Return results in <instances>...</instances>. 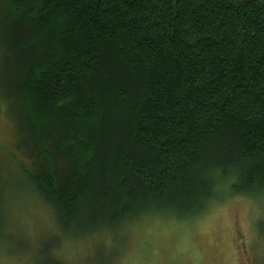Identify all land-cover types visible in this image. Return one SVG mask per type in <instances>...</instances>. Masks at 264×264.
<instances>
[{
  "label": "trees",
  "instance_id": "obj_1",
  "mask_svg": "<svg viewBox=\"0 0 264 264\" xmlns=\"http://www.w3.org/2000/svg\"><path fill=\"white\" fill-rule=\"evenodd\" d=\"M0 98L63 239L264 199V0H0Z\"/></svg>",
  "mask_w": 264,
  "mask_h": 264
},
{
  "label": "rangeland",
  "instance_id": "obj_2",
  "mask_svg": "<svg viewBox=\"0 0 264 264\" xmlns=\"http://www.w3.org/2000/svg\"><path fill=\"white\" fill-rule=\"evenodd\" d=\"M4 107L0 98V192L8 229L1 232L0 264H44L40 243L60 235L50 209L21 178L20 168L29 164ZM218 194L224 199L191 220L147 217L120 232L60 236L53 252L62 264H264V199L233 196L226 188Z\"/></svg>",
  "mask_w": 264,
  "mask_h": 264
}]
</instances>
